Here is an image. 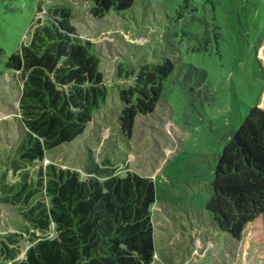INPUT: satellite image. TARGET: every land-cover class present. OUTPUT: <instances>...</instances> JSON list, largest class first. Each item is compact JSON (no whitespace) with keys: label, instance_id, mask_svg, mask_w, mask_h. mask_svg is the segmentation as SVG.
<instances>
[{"label":"rangeland","instance_id":"obj_1","mask_svg":"<svg viewBox=\"0 0 264 264\" xmlns=\"http://www.w3.org/2000/svg\"><path fill=\"white\" fill-rule=\"evenodd\" d=\"M59 2L71 7L78 33L98 44L107 85L132 80L123 71L117 74L119 65L131 71L169 58L176 67L156 109L137 117L131 138L120 129L116 87L109 88L107 103L84 133L47 150L39 163L73 168L82 177L107 175L96 166L152 177L151 264H264L259 246L246 236L237 240L217 228L206 210L204 189L229 131L239 128L263 87L256 48L264 37V0H135L130 9L102 19L91 15L89 0H0V48L6 51H0V71H5L0 77V170L8 168L23 130L18 118L21 84L6 70L7 54L19 49L39 10ZM191 66L206 74L200 91ZM188 71L192 80L185 82ZM7 174L14 177L12 168ZM19 221L24 222L17 210L0 201V240L15 232ZM33 232L35 237L55 234L53 229L46 235ZM23 240L26 247L33 244L25 235ZM22 255L23 249L16 259Z\"/></svg>","mask_w":264,"mask_h":264},{"label":"trees","instance_id":"obj_2","mask_svg":"<svg viewBox=\"0 0 264 264\" xmlns=\"http://www.w3.org/2000/svg\"><path fill=\"white\" fill-rule=\"evenodd\" d=\"M90 13L102 19L120 14L135 0H89ZM19 49L7 54L5 67L20 81L18 118L20 140L10 161L0 170V201L13 206L24 222L0 240V264H151L155 242L152 206L156 184L152 177L127 170L125 174L95 169L106 176L82 177L76 169L39 163L47 150L84 133L109 88L120 101L119 124L132 137L139 115L152 113L175 64L169 58L145 62L129 83L107 85L100 68L98 44L78 33L71 7L50 4ZM0 51L6 54L3 48ZM263 87L238 129L216 155L214 177L204 184L206 210L217 228L240 240L247 237L264 255V37L256 48ZM191 66L189 69H192ZM181 69V68H180ZM195 69L193 83L204 86L206 74ZM5 71H0V77ZM19 73L16 75L15 73ZM192 80L191 74L184 77ZM195 91L194 87L191 86ZM37 165V166H36ZM12 168L13 178L8 177ZM53 236L35 237L34 231ZM33 244L26 247L23 236ZM23 249V255L16 259Z\"/></svg>","mask_w":264,"mask_h":264}]
</instances>
